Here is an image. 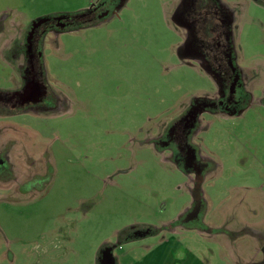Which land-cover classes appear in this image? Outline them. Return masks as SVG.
<instances>
[{
    "label": "rangeland",
    "instance_id": "obj_1",
    "mask_svg": "<svg viewBox=\"0 0 264 264\" xmlns=\"http://www.w3.org/2000/svg\"><path fill=\"white\" fill-rule=\"evenodd\" d=\"M94 1L0 0V91L20 85L16 51L34 22ZM219 1L250 97L200 115L199 213L179 224L196 175L155 140L217 99V77L186 47L183 0H124L103 22L44 35L52 109L0 115V264H98L107 245L118 264H264V0Z\"/></svg>",
    "mask_w": 264,
    "mask_h": 264
},
{
    "label": "flooded vegetation",
    "instance_id": "obj_2",
    "mask_svg": "<svg viewBox=\"0 0 264 264\" xmlns=\"http://www.w3.org/2000/svg\"><path fill=\"white\" fill-rule=\"evenodd\" d=\"M123 2L124 0H96L90 3L88 10L74 16L55 15L46 18L45 22L38 26H35L37 22H34L35 25L33 24L28 31L26 44L24 43L25 45L21 48L22 54L16 51L17 57L21 60L18 69L20 85L14 91H0V115L8 112L14 115L19 111L42 107V105L52 109L55 104L51 103L42 82L40 43L44 35L53 31L61 32L103 22L119 9ZM180 14L182 23L190 33L187 49L194 50L196 55L202 56V59L207 61L206 65L217 77L220 93L215 101H199L193 105L169 129L160 134L155 142L159 149L170 153L171 160L176 162L183 171L188 169L194 175L198 171L200 177L204 179L205 161L200 157L198 146L193 144L194 135L199 129L200 115L207 111L237 113L244 107L250 96L246 91L243 75L235 66L231 53L232 18L220 1L183 0ZM208 39H212L217 50L209 52L205 46L210 42ZM1 157L0 153V176H3L6 173L7 164ZM198 193L201 198L198 201L195 200L193 208L179 220V224L199 213L201 201L204 203L205 201H203L201 189ZM123 238L124 233H121L119 242ZM126 239L129 240L130 237ZM114 248L115 246L112 245L105 246L98 256V264H104L109 251L114 258V264H118V259L113 254Z\"/></svg>",
    "mask_w": 264,
    "mask_h": 264
},
{
    "label": "water",
    "instance_id": "obj_3",
    "mask_svg": "<svg viewBox=\"0 0 264 264\" xmlns=\"http://www.w3.org/2000/svg\"><path fill=\"white\" fill-rule=\"evenodd\" d=\"M180 16H181V14H180V10H179L178 13H177V16H176L175 20L178 21L180 24H183L182 21H181ZM43 22H45V19H41V20L37 21V25H35V24L34 25L35 26H38V25H40ZM199 174H200V172L196 171V180H195L196 181V185H195V190L193 192L194 199L196 201H198L201 198L200 197V194L198 193V190L201 189V184H202V181H203L202 177H200ZM104 264H114V258L112 257V254H111L110 251H109L106 259L104 260Z\"/></svg>",
    "mask_w": 264,
    "mask_h": 264
},
{
    "label": "crops",
    "instance_id": "obj_4",
    "mask_svg": "<svg viewBox=\"0 0 264 264\" xmlns=\"http://www.w3.org/2000/svg\"><path fill=\"white\" fill-rule=\"evenodd\" d=\"M19 48V47H18ZM123 233V232H122Z\"/></svg>",
    "mask_w": 264,
    "mask_h": 264
}]
</instances>
